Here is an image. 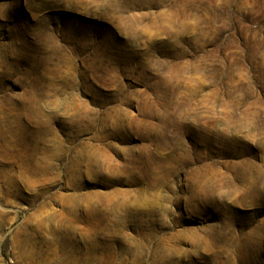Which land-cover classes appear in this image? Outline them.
I'll use <instances>...</instances> for the list:
<instances>
[{
    "label": "rangeland",
    "instance_id": "1",
    "mask_svg": "<svg viewBox=\"0 0 264 264\" xmlns=\"http://www.w3.org/2000/svg\"><path fill=\"white\" fill-rule=\"evenodd\" d=\"M18 132L0 264H264V0H0Z\"/></svg>",
    "mask_w": 264,
    "mask_h": 264
},
{
    "label": "bare ground",
    "instance_id": "2",
    "mask_svg": "<svg viewBox=\"0 0 264 264\" xmlns=\"http://www.w3.org/2000/svg\"><path fill=\"white\" fill-rule=\"evenodd\" d=\"M19 131L20 130H23L24 133H26V128L23 126V125H20L19 124ZM25 135V134H24ZM41 135V134H40ZM21 138V139H20ZM32 139V138H31ZM36 139V138H35ZM4 142V145L3 147L0 145V151L4 152V153H7V151L10 149V147L14 148V144L16 143V145L20 146L21 144L23 145L24 143H22L23 141H28L27 138H25L24 136L21 135V133L18 132V134H16L14 136V142H11V141H8L7 138H5V136L1 135L0 137V142ZM35 142V141H33ZM31 144V143H30ZM26 145L28 146V144L26 143ZM26 147V146H25ZM12 150V149H11ZM45 168V167H44ZM42 170V169H41Z\"/></svg>",
    "mask_w": 264,
    "mask_h": 264
}]
</instances>
